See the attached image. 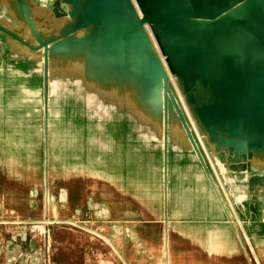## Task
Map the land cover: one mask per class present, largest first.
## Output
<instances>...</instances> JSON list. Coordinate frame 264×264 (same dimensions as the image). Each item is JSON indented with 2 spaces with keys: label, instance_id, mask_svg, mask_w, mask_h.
<instances>
[{
  "label": "water",
  "instance_id": "water-1",
  "mask_svg": "<svg viewBox=\"0 0 264 264\" xmlns=\"http://www.w3.org/2000/svg\"><path fill=\"white\" fill-rule=\"evenodd\" d=\"M0 74V115L39 116L45 183L59 124L73 153L86 140L90 174L125 175L158 210L165 246L174 220L207 227L203 244L221 251L241 238L233 212L264 239V0H0ZM110 110L136 125L134 157L108 153ZM90 209L108 219L105 205Z\"/></svg>",
  "mask_w": 264,
  "mask_h": 264
},
{
  "label": "rangeland",
  "instance_id": "rangeland-1",
  "mask_svg": "<svg viewBox=\"0 0 264 264\" xmlns=\"http://www.w3.org/2000/svg\"><path fill=\"white\" fill-rule=\"evenodd\" d=\"M3 78L4 75L0 74V84L2 81L8 83V78ZM67 94L65 99L68 106H77L81 102L82 109L80 106L78 112L84 116L82 99L76 96L70 98V93ZM66 111L70 116V108ZM18 112L13 109V116L20 120V123L14 125L8 123L13 117L11 114L0 115V264H101L98 260L101 244L98 243L97 235H112L110 227L117 224L125 227L123 222L114 221L112 216L114 207H122L126 211L125 206H130V182L126 183L125 175L114 177L116 183L104 179V174H90L88 165L96 163L92 160L89 162L86 157V140L83 137L78 139L80 152L73 153L70 151V142H64L68 136L60 131L59 124H53L48 136L50 152L45 183L39 116L33 117L34 113L26 112L31 113V116L19 119ZM110 114L104 119L106 129L100 134L106 139L108 153L117 148L124 155L133 149L134 157L138 148L136 125L128 115H117L114 118L112 111ZM55 117L50 115L53 121ZM92 122L90 132L97 129L95 121ZM80 124L79 133L87 131L82 120ZM28 134L30 137H25ZM123 160L125 164L126 159ZM90 169L95 170L92 167ZM110 175L106 174L107 177ZM143 200L145 197L140 192L139 201ZM97 204L108 208L107 220H98L96 210L90 209V206ZM233 214L241 238L227 235L222 240L225 248L221 251L209 252L199 247L198 242V247H194L193 238L185 237L182 243L176 240L171 242L168 238V247L172 249H168L166 254L163 251L165 237L162 231L163 244L154 247L162 250L163 256L157 254L141 262L142 254L146 256L147 253L140 248L141 251L136 253L138 260H132L130 256L127 264H264L262 232L254 228L255 223H247L248 227H243L237 215ZM143 232L147 233L144 229L141 233H135V237L140 244L145 245L147 237ZM183 232L191 234L201 243H205L208 238V235L205 239L199 238L188 229H183ZM189 239H192L194 245L189 243ZM126 242H129L128 239ZM159 251L157 253L160 254ZM108 255L105 252L102 256L105 258Z\"/></svg>",
  "mask_w": 264,
  "mask_h": 264
},
{
  "label": "crops",
  "instance_id": "crops-1",
  "mask_svg": "<svg viewBox=\"0 0 264 264\" xmlns=\"http://www.w3.org/2000/svg\"><path fill=\"white\" fill-rule=\"evenodd\" d=\"M200 196L205 198L207 194L202 193ZM127 208L130 211H128ZM125 210L126 211H124L122 207H114L112 217L114 221H120L125 224V229L128 230V236L120 238L115 234L108 235L106 237L97 235L99 239L98 243L101 244V251L98 252V260L101 264H120V262L127 264V258L130 256L132 260H138L139 256H137L136 253L141 251L140 248L144 249V252L147 253L146 256L145 254H142L143 257L141 258V262H144L145 259L155 257L157 254L158 256H163V251H165L167 254L168 249L169 251L172 249L168 247V238L171 242L172 240H176L179 243L183 242L182 238H193V240L195 241L194 247H198L196 245V242H198L200 245L199 247L206 248L203 243L196 240L191 234L184 233L183 229H188L199 238H202L203 235L208 234L207 227H183L179 225L178 221L173 220V222L177 223L178 225H171L168 227L165 250L159 251L154 246H162L163 244L162 231L164 232V225L156 210L147 203L143 201L140 202L139 198L134 195H132L130 206H125ZM144 229L147 231V233H143L146 235L148 243L146 242L144 245L140 244L138 241V247L136 248L134 244V241L137 239L135 237V233H141V231ZM126 239H128L129 242H126ZM189 243L191 245H194L192 239H189ZM158 251L161 253H157ZM105 252H107L109 255L104 258L102 255Z\"/></svg>",
  "mask_w": 264,
  "mask_h": 264
},
{
  "label": "bare ground",
  "instance_id": "bare-ground-1",
  "mask_svg": "<svg viewBox=\"0 0 264 264\" xmlns=\"http://www.w3.org/2000/svg\"><path fill=\"white\" fill-rule=\"evenodd\" d=\"M62 199H64V197L62 196Z\"/></svg>",
  "mask_w": 264,
  "mask_h": 264
}]
</instances>
